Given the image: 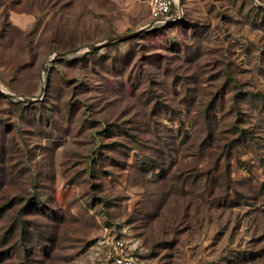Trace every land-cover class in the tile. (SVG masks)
<instances>
[{
	"label": "rangeland",
	"instance_id": "1",
	"mask_svg": "<svg viewBox=\"0 0 264 264\" xmlns=\"http://www.w3.org/2000/svg\"><path fill=\"white\" fill-rule=\"evenodd\" d=\"M175 11L0 0V264H264V0Z\"/></svg>",
	"mask_w": 264,
	"mask_h": 264
},
{
	"label": "built area",
	"instance_id": "2",
	"mask_svg": "<svg viewBox=\"0 0 264 264\" xmlns=\"http://www.w3.org/2000/svg\"><path fill=\"white\" fill-rule=\"evenodd\" d=\"M176 0H148L151 19L158 24L173 22L181 18V11H173ZM103 264H147L129 254L124 243L114 241L105 255Z\"/></svg>",
	"mask_w": 264,
	"mask_h": 264
},
{
	"label": "water",
	"instance_id": "3",
	"mask_svg": "<svg viewBox=\"0 0 264 264\" xmlns=\"http://www.w3.org/2000/svg\"><path fill=\"white\" fill-rule=\"evenodd\" d=\"M136 33H134L133 35H135ZM133 35H128V36H122V37H119V38H115V39H111L109 40V42H118V41H122V40H126L128 38H130L131 36ZM92 49V48H91ZM76 51H68V52H63V53H56L55 56H54V59L55 58H61V57H65V56H68L70 54H73L75 53ZM43 70L45 71V68H43ZM46 89V85L44 87V91ZM24 101H26V103H30V102H34L35 100H31V99H24Z\"/></svg>",
	"mask_w": 264,
	"mask_h": 264
}]
</instances>
